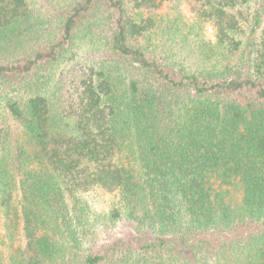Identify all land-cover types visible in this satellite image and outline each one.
Masks as SVG:
<instances>
[{"label": "trees", "instance_id": "obj_1", "mask_svg": "<svg viewBox=\"0 0 264 264\" xmlns=\"http://www.w3.org/2000/svg\"><path fill=\"white\" fill-rule=\"evenodd\" d=\"M131 1L0 0V264H264V0ZM180 1L201 71L162 56Z\"/></svg>", "mask_w": 264, "mask_h": 264}, {"label": "rangeland", "instance_id": "obj_2", "mask_svg": "<svg viewBox=\"0 0 264 264\" xmlns=\"http://www.w3.org/2000/svg\"><path fill=\"white\" fill-rule=\"evenodd\" d=\"M36 7H40L43 4V0H33ZM46 3V0H44ZM128 5L132 7L133 1L126 0ZM256 4V0H253L252 6L254 7ZM180 15V18L183 19L180 24H173L170 23L175 18H177V15ZM156 16L158 17V20L162 23V30L171 29L172 27L177 26V31L175 28L171 29V32H176V35L178 34H184L187 32L188 29H190L193 26H196L197 28V35H191L189 39H181V37H176L173 41V43H166L164 40L163 44H166L167 47H165V51L167 53H163V57L166 56V54H172V58L174 61V65L181 67L182 69L192 72V71H201L202 69L206 68L208 66V57H216V53L214 52L213 55H209L211 53V48L213 45L214 39V30L212 26L203 23L202 26H198L194 24L193 22V16L194 13L190 7V5L187 2L180 1L177 4H169L165 3L163 4L159 10L156 12ZM264 24V19H263ZM159 31V30H158ZM162 34L153 41V43L158 44V41L162 39ZM166 38V37H165ZM144 41V39H143ZM142 41V42H143ZM78 59L83 58V50L81 47H78ZM201 48H203V51H201ZM236 58H238V54L234 55ZM166 58V57H165ZM230 60V57H224L221 61H228ZM62 67H60L58 70H61ZM58 76V71H57ZM1 91V90H0ZM1 93V92H0ZM4 106V105H3ZM0 103V112L3 107ZM6 127V126H4ZM18 131L12 130L11 128V135L8 136L9 144L15 145L16 139H17ZM111 200V197L105 196L104 198H100L98 201L95 202L96 209L98 211L105 212L107 210L106 207V201ZM10 219L12 221H10ZM6 222L11 223L12 225L9 226L12 235L9 236V232L7 231V225ZM130 233L127 228L120 227L119 230L115 231L114 238L118 237H126L127 234ZM23 221L21 218V213L19 209V204L14 203L12 205V208L10 209L8 213V217H5L4 212L0 209V248L5 250L6 253L11 252H22L25 249V238L23 235ZM106 240V239H105Z\"/></svg>", "mask_w": 264, "mask_h": 264}]
</instances>
